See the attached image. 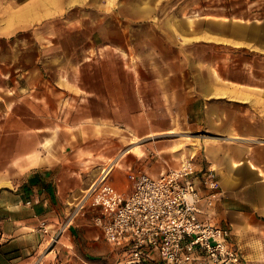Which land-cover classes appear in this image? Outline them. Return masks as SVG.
<instances>
[{"label":"crops","instance_id":"1","mask_svg":"<svg viewBox=\"0 0 264 264\" xmlns=\"http://www.w3.org/2000/svg\"><path fill=\"white\" fill-rule=\"evenodd\" d=\"M8 6L0 264H29L61 228L66 251L95 258L104 249L96 209L66 220L103 167L127 195L130 172L158 177L186 161L219 180V198L199 216L229 228L240 264H264V0Z\"/></svg>","mask_w":264,"mask_h":264},{"label":"built area","instance_id":"2","mask_svg":"<svg viewBox=\"0 0 264 264\" xmlns=\"http://www.w3.org/2000/svg\"><path fill=\"white\" fill-rule=\"evenodd\" d=\"M107 166L66 223L95 208L92 222L117 250L121 264H240L229 228L199 216L207 214L221 193L214 168L197 169L186 161L158 177L136 170L129 173L132 189L123 195L107 180Z\"/></svg>","mask_w":264,"mask_h":264},{"label":"rangeland","instance_id":"3","mask_svg":"<svg viewBox=\"0 0 264 264\" xmlns=\"http://www.w3.org/2000/svg\"><path fill=\"white\" fill-rule=\"evenodd\" d=\"M23 1L25 0H0V9L4 8L5 6L8 8L9 4L13 6L16 3ZM62 226H64V224ZM61 231L62 228L58 230V232H54L52 239L48 243L45 251L40 249V251H38L34 257L28 260L29 264H68L72 258L78 260L81 257H85L87 260L86 264H121L123 262V259H121L119 253H117L115 250H112L111 245L104 239V249L98 253L95 258L89 257L87 252H85L86 254H83V252H80L76 246L67 248L68 250L66 251L65 246L61 245L60 241L57 240ZM46 252L50 253L45 255ZM78 254H80V257Z\"/></svg>","mask_w":264,"mask_h":264},{"label":"bare ground","instance_id":"4","mask_svg":"<svg viewBox=\"0 0 264 264\" xmlns=\"http://www.w3.org/2000/svg\"><path fill=\"white\" fill-rule=\"evenodd\" d=\"M109 167V166H108ZM110 169V168H109ZM107 171H109L108 169H107ZM104 173H106V169L104 170Z\"/></svg>","mask_w":264,"mask_h":264}]
</instances>
